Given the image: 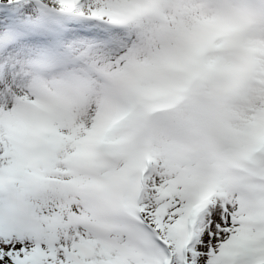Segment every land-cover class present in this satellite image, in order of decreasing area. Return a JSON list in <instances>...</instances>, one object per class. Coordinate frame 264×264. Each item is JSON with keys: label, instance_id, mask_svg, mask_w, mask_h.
<instances>
[{"label": "snow or ice", "instance_id": "snow-or-ice-1", "mask_svg": "<svg viewBox=\"0 0 264 264\" xmlns=\"http://www.w3.org/2000/svg\"><path fill=\"white\" fill-rule=\"evenodd\" d=\"M0 264H264V0H0Z\"/></svg>", "mask_w": 264, "mask_h": 264}]
</instances>
